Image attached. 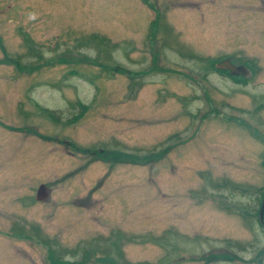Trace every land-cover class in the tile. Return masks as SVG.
<instances>
[{
	"label": "rangeland",
	"instance_id": "374dc122",
	"mask_svg": "<svg viewBox=\"0 0 264 264\" xmlns=\"http://www.w3.org/2000/svg\"><path fill=\"white\" fill-rule=\"evenodd\" d=\"M263 198L264 0H0V264H264Z\"/></svg>",
	"mask_w": 264,
	"mask_h": 264
},
{
	"label": "water",
	"instance_id": "95a60500",
	"mask_svg": "<svg viewBox=\"0 0 264 264\" xmlns=\"http://www.w3.org/2000/svg\"><path fill=\"white\" fill-rule=\"evenodd\" d=\"M48 195H47V192H46V188L43 186V185H40V187L38 188L37 192H36V197L35 199L36 200H41L43 199L44 197L46 198ZM263 212H264V198L262 200V203H261V206H260V209H259V218L261 219L262 216H263Z\"/></svg>",
	"mask_w": 264,
	"mask_h": 264
},
{
	"label": "trees",
	"instance_id": "16d2710c",
	"mask_svg": "<svg viewBox=\"0 0 264 264\" xmlns=\"http://www.w3.org/2000/svg\"><path fill=\"white\" fill-rule=\"evenodd\" d=\"M240 78V77H239ZM238 78V79H239ZM233 81L235 80L234 78H231ZM80 107L82 110L85 109V107L83 105L80 104ZM118 155V154H117ZM53 264H76V263H69L68 261H58L57 259H51ZM77 264H82V263H77Z\"/></svg>",
	"mask_w": 264,
	"mask_h": 264
}]
</instances>
